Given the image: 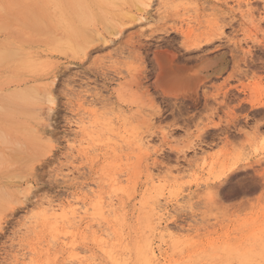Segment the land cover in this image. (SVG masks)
Returning a JSON list of instances; mask_svg holds the SVG:
<instances>
[{
	"label": "rangeland",
	"instance_id": "obj_1",
	"mask_svg": "<svg viewBox=\"0 0 264 264\" xmlns=\"http://www.w3.org/2000/svg\"><path fill=\"white\" fill-rule=\"evenodd\" d=\"M65 1L0 0V264H264V0Z\"/></svg>",
	"mask_w": 264,
	"mask_h": 264
},
{
	"label": "bare ground",
	"instance_id": "obj_2",
	"mask_svg": "<svg viewBox=\"0 0 264 264\" xmlns=\"http://www.w3.org/2000/svg\"><path fill=\"white\" fill-rule=\"evenodd\" d=\"M98 2H100V1H103V0H97ZM105 1H111V0H105ZM123 1V0H122ZM121 1V2H122ZM136 1V0H135ZM138 1H140L141 3H144L145 5H148V1L149 0H138ZM151 1V0H150ZM149 1V2H150ZM118 2V1H117ZM119 3V2H118ZM133 3V2H132ZM86 4V3H85ZM115 5H117V4H115ZM2 8V7H1ZM84 8V4L80 1V2H78V1H74V0H66L65 1V4L62 6V9L63 10H67L68 12H67V16L68 17H73V18H79V19H83L84 18V14H83V12H82V9ZM0 14H2V13H0ZM6 16V15H5ZM3 17V16H2ZM5 19V18H4ZM11 19V18H10ZM6 20H8V19H6ZM13 20H15V19H13ZM14 23V22H13ZM17 23H19V25H20V22L18 21V22H16V24ZM22 24V26H24V23H21ZM38 24H39V22H38ZM8 25V24H7ZM40 25V24H39ZM10 26H12L11 24H10ZM21 26V25H20ZM26 26V25H25ZM24 26V27H25ZM41 26V25H40ZM46 26V25H45ZM8 27H9V25H8ZM35 27V26H34ZM32 28V30H33V32L34 33H36V34H38L39 32L40 33H42L43 34V32H45L46 30H47V28L45 27V29L44 28H42V29H44L43 31H42V29L41 30H37L36 31V29L35 28ZM44 27V26H43ZM11 28V27H10ZM29 29V30H31L29 27H26V29ZM31 30V31H32ZM36 32H35V31ZM52 31V30H51ZM33 32H31L30 34H33ZM47 33H48V30H47ZM46 32L44 33L46 36L48 35V37H49V39H50V34H51V32H49L48 34H47ZM54 33V32H53ZM52 33V36H54V34ZM35 34V35H36ZM41 35L40 34V37L42 36H45V35ZM51 39H53V38H51ZM50 39V40H51ZM56 40H59V39H57V37L55 38ZM54 39V40H55ZM90 39V38H89ZM88 39V40H89ZM67 40V39H66ZM66 40H64V42L66 41ZM52 41V40H51ZM62 42V40H59V42ZM72 47V46H71ZM81 49H82V47H80ZM10 50H14V51H10ZM69 50V49H68ZM80 50V49H79ZM0 51H1V49H0ZM18 50H16V49H9V51L8 50H6V51H2V52H0V63L2 62V61H5V60H7V59H10V58H14V57H16L17 56V52ZM74 51V50H73ZM15 53H16V56H15ZM35 92H37V91H35ZM53 93V92H52ZM36 94V93H35ZM52 100H53V98H52ZM0 110H3L2 109V107L0 108ZM36 132V131H35ZM3 136H4V134H2ZM46 138V137H45ZM2 139V142L5 144V140L3 141V138H1L0 137V140ZM144 140V139H143ZM141 142V141H140ZM148 142V141H147ZM142 143H143V141H142ZM0 144H2V143H0ZM146 144V143H145ZM15 145H17V144H15ZM144 146V143L143 144H141V146ZM147 145V144H146ZM17 146H19V145H17ZM17 146H16V148H17ZM13 152H15V151H13ZM151 183L150 184H152V185H156V184H159V183H161V179L159 178V177H156V175H155V177L154 176H152L151 178H150V180H149ZM101 202H103L102 200H101ZM49 204L46 206V207H44V205H42V207H44L45 209H44V212H45V214H43L44 215V217L46 218V219H51V218H54V220L56 219V221L57 220H60V221H55L54 222V224L56 225L57 223H65V221H66V223H65V225H68L69 224V221H68V219H70V222H72V220L71 219H74L73 217H76L77 219H78V215H79V210H76V207H75V205H72V204H68L67 206H58V205H54L53 203V205L52 204H50L51 202H48ZM74 204V203H73ZM103 204H105V203H103ZM102 204V205H103ZM46 205V204H45ZM102 205H101V203L100 204H95L94 206H95V208H97V209H99V210H101V211H98V213H97V215L96 216H98V217H102V216H100V215H102ZM106 205V204H105ZM104 206V205H103ZM108 206V205H107ZM106 206V207H107ZM91 208V207H90ZM156 208V207H155ZM78 209V208H77ZM108 209H109V206H108ZM110 210V209H109ZM109 210H107V209H105V212L107 213V211H109ZM150 211V210H149ZM99 212H101V214L99 213ZM105 212H104V214H105ZM159 212V211H158ZM166 212V211H165ZM43 213V212H42ZM75 215H77V216H75ZM106 215V214H105ZM69 216H72V217H70L69 218ZM106 217V216H105ZM41 218H43V216H41ZM44 218V219H45ZM104 218V217H103ZM46 219H45V221H46ZM51 220H53V219H51ZM53 220V221H54ZM76 219H74V221H75ZM68 221V222H67ZM74 223V222H73ZM72 224V223H71ZM53 224H51V226L49 227L51 230L53 229V226H52ZM64 225V226H65ZM70 226V225H69ZM55 229V228H54ZM53 229V230H54ZM147 229V228H146ZM55 231V230H54ZM58 231V230H57ZM58 232H60V231H58ZM64 233V232H63ZM104 240V239H103ZM122 241V240H121ZM121 241H119L118 242V247H115V248H113V249H109V250H106L105 251V253H106V258H107V261L109 262V261H111V263L112 264H158V263H156L155 262V260L153 259V257H154V255L156 254L155 252H153L152 251V249H151V247H150V244H149V242H147V240H143L142 242H141V244H137L136 245V247H134V249H135V256L132 258V259H130V260H127V258L126 257H128V256H126V254H125V256L123 255V253L122 252H124L125 251V249H128V248H130V247H128L127 248V245L126 244H123V242L121 243ZM153 244V243H152ZM258 245V244H257ZM103 246H105V245H103ZM196 246V245H195ZM184 248V247H183ZM182 248V249H183ZM182 251V250H181ZM155 253V254H154ZM181 253V252H180ZM129 255V254H128ZM242 255V254H241ZM245 255V254H244ZM249 255H252V253L250 252V254ZM243 256V255H242ZM248 256V255H247ZM249 257H251V256H249ZM246 259V258H245ZM154 260V261H153ZM256 264H258V263H256Z\"/></svg>",
	"mask_w": 264,
	"mask_h": 264
}]
</instances>
